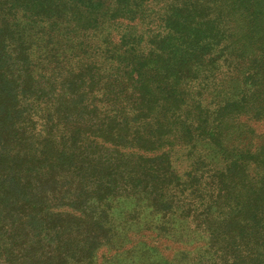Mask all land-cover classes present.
Instances as JSON below:
<instances>
[{
  "label": "trees",
  "instance_id": "obj_1",
  "mask_svg": "<svg viewBox=\"0 0 264 264\" xmlns=\"http://www.w3.org/2000/svg\"><path fill=\"white\" fill-rule=\"evenodd\" d=\"M260 121L264 0H0V264H264Z\"/></svg>",
  "mask_w": 264,
  "mask_h": 264
},
{
  "label": "rangeland",
  "instance_id": "obj_2",
  "mask_svg": "<svg viewBox=\"0 0 264 264\" xmlns=\"http://www.w3.org/2000/svg\"><path fill=\"white\" fill-rule=\"evenodd\" d=\"M252 128L255 130V132L264 137V121L256 122V123H251ZM158 242L157 244H159Z\"/></svg>",
  "mask_w": 264,
  "mask_h": 264
}]
</instances>
